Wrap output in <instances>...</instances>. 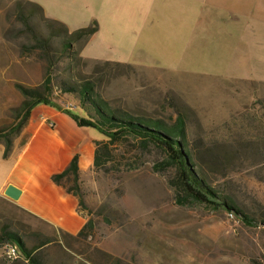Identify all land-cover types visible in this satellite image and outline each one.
I'll list each match as a JSON object with an SVG mask.
<instances>
[{
  "label": "rangeland",
  "instance_id": "rangeland-1",
  "mask_svg": "<svg viewBox=\"0 0 264 264\" xmlns=\"http://www.w3.org/2000/svg\"><path fill=\"white\" fill-rule=\"evenodd\" d=\"M176 2L0 0V131L22 120L19 86L47 87L56 104L73 110L81 103L63 85L91 81L114 109L168 123L182 115L210 180L254 221L178 205L169 183L174 171L154 169L161 152L129 140L111 147L112 162L81 176L78 185L63 182L94 222L86 239L0 197V235L7 226L28 249L50 241L34 252L43 264H264V0L248 18H202L198 30L207 24V36L173 27L194 23L167 19L176 15ZM48 17L70 32L93 22L99 30L65 51L66 35H52ZM7 244L0 241V264H31L23 254L6 261Z\"/></svg>",
  "mask_w": 264,
  "mask_h": 264
},
{
  "label": "trees",
  "instance_id": "trees-1",
  "mask_svg": "<svg viewBox=\"0 0 264 264\" xmlns=\"http://www.w3.org/2000/svg\"><path fill=\"white\" fill-rule=\"evenodd\" d=\"M37 7L44 14L41 6ZM49 28L52 35L56 36L60 31L66 35L63 41V49L69 51L73 49V44L79 41L87 43L91 37L98 32V24L93 22L89 27L70 32L66 25L56 20L49 19ZM40 46H45L44 41H39ZM77 61H83L79 52L75 53ZM51 81L47 82L50 85ZM25 100L23 101L19 115L22 120L14 130L8 133L0 131V143L5 145V157L10 152L14 138L20 134L25 127L30 113L34 107L40 104H46L64 111L80 127L97 130L103 135L104 139L97 143L94 169L99 170L108 163L112 162L113 154L111 147L122 145L129 140L135 141L143 149H148L150 145L161 152L163 160L155 165V171L163 173L169 170L174 171L170 179V186L175 190L176 202L180 206L194 207L204 206L212 210H224L227 213L235 214L245 224H252L253 218L237 205L233 196L222 192L210 180L207 171L202 163V155L198 146H193L189 142L186 120L179 115L173 123H168L161 119H150L136 117L128 112L114 109L97 93L95 84L91 81H84L78 84H65L62 92L69 96H78L81 103L80 109L85 116L82 117L72 110L63 109L62 105L56 104L55 100L48 96L47 92H40L37 89H28L19 86ZM80 172L78 168V157L76 156L68 168L52 177V182L65 189L64 180L71 179L78 185L80 181ZM67 193L73 194L79 199L80 208L84 205L83 199L78 192L67 190ZM37 218V217H36ZM94 229L93 220H88L82 230L75 236L77 239H86ZM62 231L61 229H59ZM64 232V231H62ZM0 241L15 244L19 247L21 253L31 262V264H43L34 252L49 244L50 241L39 244L32 249H28L22 238L15 232L5 226L0 235Z\"/></svg>",
  "mask_w": 264,
  "mask_h": 264
},
{
  "label": "crops",
  "instance_id": "crops-1",
  "mask_svg": "<svg viewBox=\"0 0 264 264\" xmlns=\"http://www.w3.org/2000/svg\"><path fill=\"white\" fill-rule=\"evenodd\" d=\"M176 1V15L167 19L194 20V23L186 27L175 24L173 27H181L188 35L195 33L203 36H207L209 26L206 24L200 33L198 28L199 22L204 21L202 18L215 16L224 22L233 18H248L258 3V0ZM85 58L118 63L115 59ZM119 64L134 66L126 62ZM72 111L85 116L80 108L75 107ZM96 131L78 126L69 115L55 107L46 104L34 107L25 127L14 138L7 157L5 145L0 143V197H5L4 192L9 185L18 187L23 192L16 203L21 209L76 236L85 226L86 216L79 206L78 197L53 183L52 177L64 172L76 156L81 176L94 170L97 143L104 140L103 136H97Z\"/></svg>",
  "mask_w": 264,
  "mask_h": 264
},
{
  "label": "built area",
  "instance_id": "built-area-1",
  "mask_svg": "<svg viewBox=\"0 0 264 264\" xmlns=\"http://www.w3.org/2000/svg\"><path fill=\"white\" fill-rule=\"evenodd\" d=\"M3 257L8 262H15L21 259L22 253L17 245L7 244L4 248Z\"/></svg>",
  "mask_w": 264,
  "mask_h": 264
},
{
  "label": "water",
  "instance_id": "water-1",
  "mask_svg": "<svg viewBox=\"0 0 264 264\" xmlns=\"http://www.w3.org/2000/svg\"><path fill=\"white\" fill-rule=\"evenodd\" d=\"M22 193H23L22 190L19 189L18 187L14 185H9L4 192V195L9 200L17 203L21 199Z\"/></svg>",
  "mask_w": 264,
  "mask_h": 264
}]
</instances>
